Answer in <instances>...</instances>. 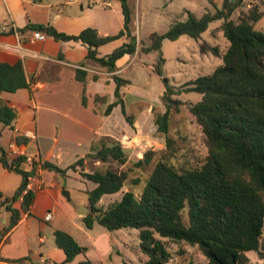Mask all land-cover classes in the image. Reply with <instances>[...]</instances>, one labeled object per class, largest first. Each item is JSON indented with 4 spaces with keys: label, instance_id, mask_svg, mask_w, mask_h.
I'll return each instance as SVG.
<instances>
[{
    "label": "trees",
    "instance_id": "obj_1",
    "mask_svg": "<svg viewBox=\"0 0 264 264\" xmlns=\"http://www.w3.org/2000/svg\"><path fill=\"white\" fill-rule=\"evenodd\" d=\"M115 1L121 4L124 27L113 35L101 36L94 28H87L76 36L59 32L52 25L30 24L28 28L40 31L57 42H80L88 49V61L115 73L120 59L135 56L138 52L130 0ZM225 7L228 12L218 10L201 18L188 12L185 22L177 23L163 35L152 34V44L143 49L146 52L160 51L163 40L176 41L182 36L198 40L211 23L224 21L221 30L230 42L225 53L221 54L218 47L207 42L199 45L202 54L221 57L223 63L212 74L200 76L187 85V91L202 95L201 101L190 106L191 113L203 129L208 147V155L201 166L175 162L177 147L170 136L171 110L174 106L179 110L183 103L172 98L179 93L168 89L162 98L166 112L154 114L158 133L165 137L167 147L139 196L128 191L121 200L108 207L99 206L103 197L121 192L134 169L78 171L85 157L66 169L50 162H35L31 171H27L23 168L25 158L9 160L6 151L0 147V162L4 169L23 177L13 202L19 201L29 185V178L36 174L40 165L62 175L70 170L79 172L84 181L96 185L87 192L91 211L82 219L86 227L93 229L97 223L108 231L139 230L140 247L147 256V260L140 264H169L171 254L167 240L199 247L210 264H250L246 253H261L264 236V32L255 28L264 14L252 9L235 21L230 18L232 8L227 4ZM122 38L127 39L124 44L101 56V47ZM163 61L161 59V63ZM84 65L82 63L81 66ZM76 78L86 83L87 73L78 70ZM98 79L97 75L93 77L94 81ZM112 79L116 84V101L108 105L105 115L110 116L120 106L127 123L132 126L134 118L128 114L121 92L130 82L117 74ZM29 88L30 82L22 62L15 65L0 63V124L4 127L11 128L18 114L15 108L1 99L2 93ZM104 97H96V103ZM87 158L104 165L117 163L122 166L128 160L123 145L108 136L101 137L92 145ZM155 158L156 153L148 151L135 167H148ZM135 184H139L138 179ZM34 200L35 193L29 191L22 202L24 213L30 212ZM185 209L188 223L183 218ZM7 210L11 213V221L0 232V246L4 237L19 223L22 212L10 206ZM54 238L56 246L66 256L61 264H72L81 255L86 259L79 264H94L87 258L88 248L68 232L55 230ZM22 260L25 259L10 262Z\"/></svg>",
    "mask_w": 264,
    "mask_h": 264
},
{
    "label": "rangeland",
    "instance_id": "obj_2",
    "mask_svg": "<svg viewBox=\"0 0 264 264\" xmlns=\"http://www.w3.org/2000/svg\"><path fill=\"white\" fill-rule=\"evenodd\" d=\"M226 4L232 8L230 18L235 21L252 9L264 14V0H255L253 3L250 0H130V6L134 11V35L138 44V52L135 56L125 57L124 62L119 66L117 75L130 82L122 88L121 92L127 112L134 118V124L131 126L127 123L120 106L114 109L111 117L104 119L107 121L105 131L111 133L108 137L123 145L128 160L123 166L117 163L104 165L86 156L85 162L82 167H78V170L83 169L87 173L98 169L116 171L134 169V171L129 174L128 183L121 192L103 197L99 202L100 207L106 208L121 200L128 191H133L138 196L142 193L155 164L167 147L165 137L158 133L154 114L166 112L162 98L168 89L179 93L172 98L183 103L179 110L175 106L171 110L170 136L177 147L175 162L199 167L205 161L208 155L206 137L202 127L190 111V106L201 101L202 95L187 91L189 87L187 85L200 76L212 74L223 63L221 57H216L211 53L202 54L199 45L207 42L218 47L221 54L225 53L230 42L221 30L224 21L217 20L211 23L209 29L198 40L182 36L176 41L163 40L160 51L146 52L143 49L152 44V34L163 35L177 23L185 22L189 17L188 12L196 18H201L206 13L214 14L218 10L228 12ZM111 16V32L118 33L123 29L121 7L113 9ZM255 28L257 31L264 32V17L255 25ZM161 59L164 60L163 63ZM159 63H161L160 70H158ZM115 88V82L97 84L93 91L105 97L96 103L95 96L88 93L87 104L106 111L108 105L116 101ZM37 135V143L45 149L52 145L53 138L57 136L46 135L40 130ZM32 145L35 146L36 142H32ZM0 147L5 149L2 140H0ZM148 151L156 153L154 162L148 167L136 168L135 164ZM137 179L139 184L136 185ZM22 182V175L16 172L7 173L0 162L1 226H4L3 220L9 217L7 210L9 206L19 211L23 210L21 201L13 202ZM58 182L62 184L61 194L64 200L58 206V213L51 226H59L60 230L72 232L81 238L79 239L80 244L90 248L89 259L95 264H140L147 260V256L142 253L140 247L139 230L128 228L108 231L97 223L93 229H88L82 220L83 217L75 215L82 206L88 207L91 211L87 192L89 188H94L95 184H85L81 180L66 179L63 176H59ZM64 191L70 193V201L63 195ZM183 218L185 223H188L187 209L183 211ZM10 221L11 219H8L4 228L9 225ZM262 244L264 246V237ZM167 247L171 254L169 264H210L208 258L197 246L167 240ZM261 253H246L250 264H264V253ZM85 259L84 255L78 256L72 264H79ZM30 263L42 264L40 259L30 260Z\"/></svg>",
    "mask_w": 264,
    "mask_h": 264
},
{
    "label": "crops",
    "instance_id": "obj_3",
    "mask_svg": "<svg viewBox=\"0 0 264 264\" xmlns=\"http://www.w3.org/2000/svg\"><path fill=\"white\" fill-rule=\"evenodd\" d=\"M119 6L121 4L115 0H0V63L15 65L22 62L30 82L29 89L15 93L4 92L1 95V99L15 108L18 114L11 128L1 124L0 140L5 144V151L13 139L26 131L37 133L40 130L46 135H57L47 149L41 147L38 140L35 146L32 142L28 143V152L35 155L41 164L50 162L66 169L90 154L92 145L101 137L111 135L105 131L107 121L104 119L111 117L114 110L110 116H106L105 110L87 104V94L92 93L95 98L103 96L93 89L101 82H114L112 77L118 74L119 66L129 56L117 62V72L110 73L86 59L88 49L80 42H57L44 33V40H34L32 34L36 30L28 26L52 25L59 32L74 36L87 28L97 29L101 36L113 35L117 32H111V14ZM4 25H13L19 34L3 33L1 27ZM126 41V38H122L101 47V56L110 54ZM82 63L85 65L81 66ZM78 70L87 73L86 83L77 80ZM95 75L99 77L98 81L93 80ZM19 139L26 142L23 138ZM23 168L30 171L28 165ZM59 176L75 178L85 184L91 183L80 179L82 177L79 172L70 170L62 175L45 170L40 165L30 182L35 200L30 212L22 211L17 226L4 237L0 246V264H29L30 260L38 259L42 264L65 262L66 256L56 246L54 238L55 230L60 228L51 226L58 213V206L64 200ZM94 188H89V191ZM48 212L52 213L49 222L44 219ZM8 219L10 212L7 220H3L4 226ZM4 226L0 225V231L4 230ZM68 233L80 242L81 238L72 232ZM262 245L261 240L260 252L264 253ZM89 254L90 248L87 258ZM20 259L25 260L10 262Z\"/></svg>",
    "mask_w": 264,
    "mask_h": 264
},
{
    "label": "built area",
    "instance_id": "obj_4",
    "mask_svg": "<svg viewBox=\"0 0 264 264\" xmlns=\"http://www.w3.org/2000/svg\"><path fill=\"white\" fill-rule=\"evenodd\" d=\"M70 2H82L84 0H69ZM252 3L255 2V0H250ZM251 6V5H250ZM1 31L3 33H14L16 35L19 34L18 30L13 26V25H4L1 27ZM32 38L34 40H44L45 35L41 33L40 31H34L32 34ZM19 138H23L26 140V142L19 141ZM38 140V135L35 131H26L19 135L16 139H13L6 150V155L9 160H15V159H20V158H25V164L30 167V171L33 167V164L35 162H38V159L35 155H31L28 152V143L30 142H36ZM31 176L29 178V185L27 186V189L23 191L19 201L23 202L24 197L28 194L29 191L31 190V184L30 182L32 181ZM45 221L49 222L52 219V213L48 212V214L45 216Z\"/></svg>",
    "mask_w": 264,
    "mask_h": 264
},
{
    "label": "water",
    "instance_id": "obj_5",
    "mask_svg": "<svg viewBox=\"0 0 264 264\" xmlns=\"http://www.w3.org/2000/svg\"><path fill=\"white\" fill-rule=\"evenodd\" d=\"M63 195L65 197H67V199L70 201V193L69 192H66L64 191ZM90 213V209L88 207H84L82 206L78 211H77V215L78 216H81V217H87Z\"/></svg>",
    "mask_w": 264,
    "mask_h": 264
}]
</instances>
